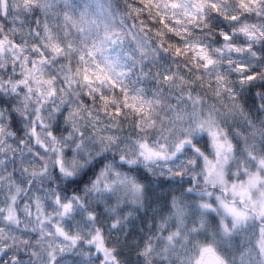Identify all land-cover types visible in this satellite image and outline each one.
Returning a JSON list of instances; mask_svg holds the SVG:
<instances>
[{
  "label": "clouds",
  "instance_id": "9594fccd",
  "mask_svg": "<svg viewBox=\"0 0 264 264\" xmlns=\"http://www.w3.org/2000/svg\"><path fill=\"white\" fill-rule=\"evenodd\" d=\"M0 264H264V0H0Z\"/></svg>",
  "mask_w": 264,
  "mask_h": 264
}]
</instances>
